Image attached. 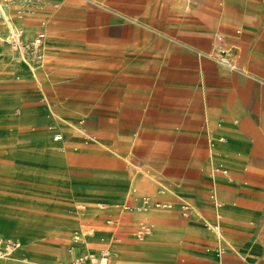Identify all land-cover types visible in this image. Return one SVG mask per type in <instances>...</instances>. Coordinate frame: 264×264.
I'll return each mask as SVG.
<instances>
[{
	"label": "crops",
	"instance_id": "obj_1",
	"mask_svg": "<svg viewBox=\"0 0 264 264\" xmlns=\"http://www.w3.org/2000/svg\"><path fill=\"white\" fill-rule=\"evenodd\" d=\"M2 6L0 151L38 164L0 173L18 209L135 264H264V0Z\"/></svg>",
	"mask_w": 264,
	"mask_h": 264
},
{
	"label": "rangeland",
	"instance_id": "obj_2",
	"mask_svg": "<svg viewBox=\"0 0 264 264\" xmlns=\"http://www.w3.org/2000/svg\"><path fill=\"white\" fill-rule=\"evenodd\" d=\"M8 135H9V128L7 126H0V141H6ZM6 158H9V154L7 152L0 153V173L7 174L10 169L9 167L13 165L16 166L17 168L19 167L18 169L21 170L23 169L22 168L23 166H26V162L27 164L29 163L27 166L30 172L37 173L36 169L38 167V164L25 161L24 159L21 158V159H18L20 163L14 162V163H11L12 165L10 164L8 165L7 163H5L7 162ZM11 188L12 186H9V184L5 182H0V218L18 216L19 218H24V219L27 217L41 219L43 220V222H47L50 225L47 227L49 229L41 230L42 233L40 234H45L44 236L50 233H57L58 235H61L58 232L59 230H57L55 220L50 219L46 221L38 213L30 214V213H27V211H24L23 209H18L16 206L19 203V201H16L8 192ZM103 223H106V222L103 220ZM110 229L114 237H123V229L120 228L118 223L111 225ZM81 231L82 230H80L79 227H75V229L72 232L65 234L68 237H65L63 239L69 240L73 243L77 240L76 233H79ZM97 233L98 231H95L89 234H91L93 237L96 238ZM36 236L34 239L30 240L26 237V234H22L21 232H19V230H15L9 227V229L5 231L0 226V239L1 240L16 238V240L18 239L17 241H19L20 243V246L14 250V254L15 252L19 251L21 254L20 255L21 259L20 261L16 259L17 262L14 259H11L10 264H71L73 260L80 259V257L87 258V260L84 261V264H92L91 257H98V255L94 253L95 250L98 248H105L108 250V252L104 251L107 253V256H106L108 258L107 264H116L115 260L117 258L121 260V264H123V262L125 264H135L134 260L136 258L123 250V244L115 245L114 241L110 239L101 240L96 245H93L90 248H88L86 251L70 250L69 253H65L62 251V247H61L60 250L58 251L59 253L55 255L57 253V246H59L63 242V239L61 240L60 239L58 240L47 239V240L37 242L36 244L29 246L28 243L38 241L37 240L38 237ZM101 242H103V244H101ZM2 247H3V244L0 245V248ZM102 253L103 251L100 252V255ZM86 254L89 257H87ZM131 256L132 258L130 259Z\"/></svg>",
	"mask_w": 264,
	"mask_h": 264
},
{
	"label": "bare ground",
	"instance_id": "obj_3",
	"mask_svg": "<svg viewBox=\"0 0 264 264\" xmlns=\"http://www.w3.org/2000/svg\"><path fill=\"white\" fill-rule=\"evenodd\" d=\"M26 17V16H25ZM29 24V23H28ZM7 25V24H6ZM30 25V24H29ZM8 26V25H7ZM36 28V27H34ZM10 29V28H9ZM11 42V41H10ZM67 150V149H66ZM6 153V151H4ZM0 153H3V151H0ZM14 155V154H13ZM21 161V160H20ZM18 163L19 160L16 158L14 159V161L12 163ZM7 163V162H5ZM20 163V162H19ZM29 164V163H28ZM27 162H26V167H28L27 165ZM11 165V163H10ZM33 165V164H32ZM16 167V166H15ZM29 169V168H28ZM77 186V185H76ZM70 221L66 220V221H62L60 224H65V225H69ZM50 224H48L47 222H43V220L41 219H35V218H19L18 216H11V217H4V218H0V226L6 231L10 228H13L15 230H19V232H21L22 234H26V237L30 240L34 239L35 236L38 237V241L42 240L43 236L45 234H40L42 233L41 230H44V229H49L47 228ZM220 226V225H219ZM168 228V227H167ZM169 228H172V227H169ZM224 228V226H223ZM169 230V229H168ZM33 231V232H31ZM177 231V230H176ZM220 232V231H219ZM224 232V231H223ZM62 235H65L64 233L59 232ZM67 236V235H66ZM76 236H77V240L75 242H70V244L68 245V247H65V246H62V251L65 252V253H69L70 250H83V251H86L88 248H90L91 246L93 245H96L97 243H94V242H91L89 241V239H95V237H93L91 234L89 233H85L83 231L79 232V233H76ZM68 237V236H67ZM221 237V236H220ZM153 238V237H152ZM101 244H103V242H101ZM142 249V248H141ZM139 249V250H141ZM144 250V249H142ZM116 254V253H115ZM20 252L17 251L15 252L14 254V251L13 252H10L8 253L5 257H4V260L10 264V260L11 259H14L16 261L21 259V256H20ZM87 255V254H86ZM87 257H89L87 255ZM91 257V256H90ZM129 257V256H127ZM102 262H104L105 264H107V261H108V258L106 256H103L102 257ZM132 258V256L130 257V259ZM80 259H83V262L85 260H87L86 257H80ZM135 259V258H134ZM110 260V258H109ZM35 261V260H34ZM17 262V261H16ZM36 262V261H35ZM115 263L116 264H121V260L119 258H117L115 260ZM123 264H125L123 262Z\"/></svg>",
	"mask_w": 264,
	"mask_h": 264
},
{
	"label": "built area",
	"instance_id": "obj_4",
	"mask_svg": "<svg viewBox=\"0 0 264 264\" xmlns=\"http://www.w3.org/2000/svg\"><path fill=\"white\" fill-rule=\"evenodd\" d=\"M10 0H0V18L4 16V10H3V3L8 2ZM43 37L42 33L37 34L34 38H33V43L38 45L41 42V39ZM11 44L15 47H20L22 44L21 41V32L20 31H14L11 34ZM41 57L38 56V60L40 62ZM148 229L146 226L142 227V229L140 230L139 234L141 235L144 232H147ZM3 244V247L0 248V264H8L5 260L4 257L10 253L13 252L15 249H17L20 246L19 241H17L16 239H6V240H1L0 239V245ZM103 256H107L106 252H103L101 255H99L98 257H91L92 259V264H105L104 262H102V257ZM71 264H84L83 259H75L73 260V262Z\"/></svg>",
	"mask_w": 264,
	"mask_h": 264
}]
</instances>
